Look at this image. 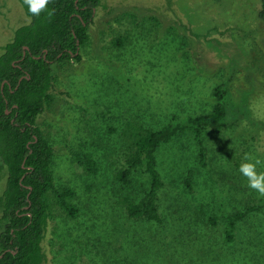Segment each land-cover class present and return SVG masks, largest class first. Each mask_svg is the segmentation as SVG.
<instances>
[{
  "label": "rangeland",
  "instance_id": "obj_1",
  "mask_svg": "<svg viewBox=\"0 0 264 264\" xmlns=\"http://www.w3.org/2000/svg\"><path fill=\"white\" fill-rule=\"evenodd\" d=\"M259 3L100 0L80 60L54 63V99L36 119L54 149V184L74 189L78 209L72 218L53 205L41 264H264V204L236 223L230 243L221 217L264 198L239 171L245 153L264 161ZM125 12L135 19L123 18ZM29 22L18 0H0V53ZM220 83L228 86L236 114L221 131L205 134L206 166H198L190 131L161 145V221L129 218L122 198L138 195L147 176L137 170L129 188L116 178L124 164L123 125L141 120L157 128L174 115L208 111ZM74 151L94 157L97 173L79 166Z\"/></svg>",
  "mask_w": 264,
  "mask_h": 264
},
{
  "label": "trees",
  "instance_id": "obj_2",
  "mask_svg": "<svg viewBox=\"0 0 264 264\" xmlns=\"http://www.w3.org/2000/svg\"><path fill=\"white\" fill-rule=\"evenodd\" d=\"M18 1L30 22L14 30L0 53V264H41L45 258L41 242L53 205L72 218L78 209L73 202L74 189L54 184V149L36 119L54 99V63L80 60L100 0H50L39 15L29 12L24 0ZM257 14L264 32V0H260ZM121 16L135 19L132 13ZM122 39L117 37L115 43L120 45ZM212 97L208 111L185 117L174 115L157 128L145 127L141 120L123 125L124 164L116 178L122 188H129L137 170L147 176V185L138 195L124 194L122 198L129 218L161 221L157 196L164 185L157 168L161 145L190 131L197 145L198 166H206L205 134L221 131L236 114L226 83L216 85ZM72 155L85 171L97 173V161L90 154L74 151ZM190 177L191 171L185 178L188 188ZM257 203L221 215L226 242L234 240L236 223L250 210L259 209L264 198ZM214 216L208 217L212 223Z\"/></svg>",
  "mask_w": 264,
  "mask_h": 264
},
{
  "label": "clouds",
  "instance_id": "obj_3",
  "mask_svg": "<svg viewBox=\"0 0 264 264\" xmlns=\"http://www.w3.org/2000/svg\"><path fill=\"white\" fill-rule=\"evenodd\" d=\"M49 2L50 0H24L29 12L33 15H39L41 11H45ZM48 14L51 15V12ZM258 165L264 166V161L245 153L244 162L241 163L239 171L246 178L248 187L260 196H264V172H257Z\"/></svg>",
  "mask_w": 264,
  "mask_h": 264
}]
</instances>
